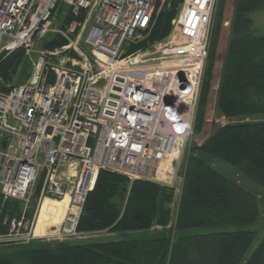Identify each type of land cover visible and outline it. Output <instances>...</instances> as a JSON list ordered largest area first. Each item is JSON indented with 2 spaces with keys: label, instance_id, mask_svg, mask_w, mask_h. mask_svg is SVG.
I'll use <instances>...</instances> for the list:
<instances>
[{
  "label": "built area",
  "instance_id": "2783aa9c",
  "mask_svg": "<svg viewBox=\"0 0 264 264\" xmlns=\"http://www.w3.org/2000/svg\"><path fill=\"white\" fill-rule=\"evenodd\" d=\"M172 1L0 0V58L18 49L29 56L34 41L50 35L66 42L37 58L26 85L0 91V193L28 207L42 182L41 198L68 197L53 240L83 235L79 220L102 169L154 181L184 152L218 0H184L165 39L131 51ZM64 6L71 20L58 26ZM64 166L74 178L68 190ZM11 237L0 235V243Z\"/></svg>",
  "mask_w": 264,
  "mask_h": 264
},
{
  "label": "trees",
  "instance_id": "16d2710c",
  "mask_svg": "<svg viewBox=\"0 0 264 264\" xmlns=\"http://www.w3.org/2000/svg\"><path fill=\"white\" fill-rule=\"evenodd\" d=\"M227 1L218 0L217 4L195 135H200L206 125ZM183 2L173 0L170 8L160 13L149 37L131 51L165 39ZM262 10L264 0H234L214 99L216 111L227 120L264 116V33L257 32L253 19V14ZM65 43L56 37L46 47ZM25 61V49L0 58L1 92H11L6 85L13 81ZM196 154L201 159L191 158L187 164L176 234L171 242L167 237H157L87 245L6 248L0 252V264H264V236L248 257L259 234L244 229L261 218L264 197L205 161L215 159L227 163L237 175L264 192V122L218 127L196 148ZM171 193L155 182H131L121 174L102 169L77 230L86 235L146 231L154 226L166 228L170 222ZM21 204L5 200L0 193V235L11 233L12 222L20 217ZM27 217L31 219L32 214L27 212Z\"/></svg>",
  "mask_w": 264,
  "mask_h": 264
},
{
  "label": "rangeland",
  "instance_id": "374dc122",
  "mask_svg": "<svg viewBox=\"0 0 264 264\" xmlns=\"http://www.w3.org/2000/svg\"><path fill=\"white\" fill-rule=\"evenodd\" d=\"M233 6L234 0H228L224 12V24L221 29L220 41L217 51V61L214 68V76L212 82V90L210 93V97L207 103L206 109V116L205 121L206 125L203 129V132L200 135H195L194 130L193 133L186 144L184 152L182 156L179 158L178 161H175L173 165L169 168L168 164L164 165V170L169 169L168 173L165 175H159V178L155 179L152 182L159 184L161 187L171 190L172 200L170 202L169 209L170 213V222L166 228L154 226L149 230L146 231H138V232H128V233H118L112 231H104L98 232L93 234H86L82 235L79 238H75L68 241H58L53 240L51 233L47 230L51 225L55 224H48L45 226L43 223L45 220L50 218H57L63 215V218L60 223H62L65 213L67 211L66 203L57 201L55 198L44 196L41 198V189H42V182L38 183L35 192L32 196L31 203L28 207H26L23 203L18 208V214L20 217L14 219L13 222L15 224L23 223L21 229L12 230L11 228V237L10 239H14V241H8L0 244V252H3V249L6 248H23V247H52L57 245H87L92 243H106V242H113V241H128L134 239H142V238H157V237H167L171 242L176 234V222L179 212V207L182 198V191L184 187V182L186 178V169L187 164L191 158H199L201 159V155L196 154V148L200 147L206 139L213 133V131L222 126L227 125H236V124H243V123H251V122H264V116H256L250 118H241L235 120H227L216 111L215 109V94L218 88V83L220 79V72L222 69V58L225 53L227 40L229 37V26L232 20L233 15ZM64 9V10H62ZM62 10V11H61ZM61 12V16L58 18L57 25L64 26L65 22L68 21V16L70 10L68 7H60L57 14ZM254 24L257 32L259 34L264 33V10L258 11L253 14ZM214 28V22H213ZM56 38V35H50L42 39H36L31 47L30 55H26L25 63L19 68L17 74L13 78V81L6 85L7 89L13 91L14 89L23 87L27 84V82L31 79L33 69H34V62L37 58L45 51V50H56L60 49L62 46L56 47H46L48 43H51ZM207 66V65H206ZM208 165L213 167L214 169L218 170L219 172L237 179L242 185L248 188L250 191L259 193L260 197H264V192L257 189L254 185L250 182L245 180L243 177L236 174L234 169L229 166L227 163L215 160V159H206L205 160ZM59 174L63 177V180H66L65 189L68 190L71 188V182L74 180L73 177H68V168L62 167L59 169ZM162 174V173H161ZM153 176L155 174H152ZM67 176V177H66ZM65 177V178H64ZM68 200V197L66 198ZM65 209V211H64ZM27 212L32 214L31 219L27 217ZM12 222V223H13ZM58 223L57 225H60ZM43 227V235L38 236L36 234V230L39 227ZM244 229H251L258 232L259 237L255 245L249 251L248 257L252 255L254 250L257 248L259 243L264 236V208L262 209V215L259 221L251 226L245 227ZM38 233V231H37ZM41 234V233H38ZM33 236H35V240H33ZM30 237H32L30 240ZM41 237V238H40Z\"/></svg>",
  "mask_w": 264,
  "mask_h": 264
},
{
  "label": "bare ground",
  "instance_id": "6f19581e",
  "mask_svg": "<svg viewBox=\"0 0 264 264\" xmlns=\"http://www.w3.org/2000/svg\"><path fill=\"white\" fill-rule=\"evenodd\" d=\"M68 202H69V198H68V200H66V199L64 200V203H66L65 208L67 207ZM64 211H65V209H64ZM62 218H63V215H62V216H59V217H57V218H50V217H48V218L45 220V222L43 223V225L45 224V226H46V225L51 224V223H52V224H58V223L61 222ZM43 230H44L43 227H41V228L39 227L38 230H36V234H37L38 236H42V235H43ZM37 231H38V233H41V234H38Z\"/></svg>",
  "mask_w": 264,
  "mask_h": 264
},
{
  "label": "crops",
  "instance_id": "0c3cea01",
  "mask_svg": "<svg viewBox=\"0 0 264 264\" xmlns=\"http://www.w3.org/2000/svg\"><path fill=\"white\" fill-rule=\"evenodd\" d=\"M62 216V215H61ZM60 226H61V223H60V225H57V224H55V225H51L47 230H49L51 233H53L55 230H56V228H60ZM42 227V226H41ZM40 227V228H41Z\"/></svg>",
  "mask_w": 264,
  "mask_h": 264
}]
</instances>
